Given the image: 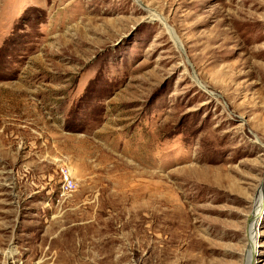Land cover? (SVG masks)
<instances>
[{"label": "rangeland", "instance_id": "1", "mask_svg": "<svg viewBox=\"0 0 264 264\" xmlns=\"http://www.w3.org/2000/svg\"><path fill=\"white\" fill-rule=\"evenodd\" d=\"M263 185L264 0H0V264H247Z\"/></svg>", "mask_w": 264, "mask_h": 264}, {"label": "bare ground", "instance_id": "2", "mask_svg": "<svg viewBox=\"0 0 264 264\" xmlns=\"http://www.w3.org/2000/svg\"><path fill=\"white\" fill-rule=\"evenodd\" d=\"M151 13V12H150ZM153 16V15H152ZM158 17V16H157ZM264 202V185L261 189V192L259 194V196H257V204L258 206V209L256 211V214L255 216L253 217V219L251 220V223H250V227H251V235H250V238H249V243H250V252L249 254L247 255V258H246V261H247V264H253L254 263V250L256 248V245L259 244V238H258V235H257V231H258V228H259V223H260V220H261V216L263 215L262 213V203ZM254 233H256V235H254Z\"/></svg>", "mask_w": 264, "mask_h": 264}, {"label": "built area", "instance_id": "3", "mask_svg": "<svg viewBox=\"0 0 264 264\" xmlns=\"http://www.w3.org/2000/svg\"><path fill=\"white\" fill-rule=\"evenodd\" d=\"M61 177L63 180L62 187H61V195H68L74 191L75 184L71 178L70 171L65 168L61 167Z\"/></svg>", "mask_w": 264, "mask_h": 264}]
</instances>
